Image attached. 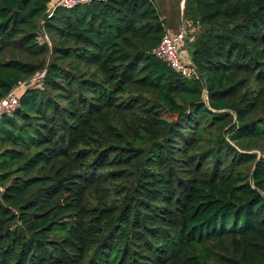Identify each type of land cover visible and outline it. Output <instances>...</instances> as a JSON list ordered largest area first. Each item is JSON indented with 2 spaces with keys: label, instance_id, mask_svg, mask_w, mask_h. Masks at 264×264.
Wrapping results in <instances>:
<instances>
[{
  "label": "trees",
  "instance_id": "16d2710c",
  "mask_svg": "<svg viewBox=\"0 0 264 264\" xmlns=\"http://www.w3.org/2000/svg\"><path fill=\"white\" fill-rule=\"evenodd\" d=\"M51 2L0 0V264H264V0H185L197 80L152 0Z\"/></svg>",
  "mask_w": 264,
  "mask_h": 264
},
{
  "label": "built area",
  "instance_id": "2783aa9c",
  "mask_svg": "<svg viewBox=\"0 0 264 264\" xmlns=\"http://www.w3.org/2000/svg\"><path fill=\"white\" fill-rule=\"evenodd\" d=\"M103 0H53L51 2L50 10L54 11L56 8L65 10L72 9L78 5L87 4L90 2H102ZM185 32H170L164 29V33L160 39L158 46L153 50V54L158 59L166 63L175 73L186 79L199 78L196 68L192 65L190 60H184L177 54V48L185 42ZM42 74L36 79L41 78ZM204 98L206 94H203ZM19 106L18 88L8 93L5 97L0 99V115H10Z\"/></svg>",
  "mask_w": 264,
  "mask_h": 264
},
{
  "label": "rangeland",
  "instance_id": "374dc122",
  "mask_svg": "<svg viewBox=\"0 0 264 264\" xmlns=\"http://www.w3.org/2000/svg\"><path fill=\"white\" fill-rule=\"evenodd\" d=\"M155 8L158 10L160 15H164L166 12L169 11V13L176 18L177 21V29H180L181 24L185 25L184 20L182 19L181 11L179 10V6H177V1L178 0H152ZM169 4V8L167 6H164L163 4ZM175 4V5H174ZM159 8V9H158ZM184 23V24H183ZM167 27L168 33H170L169 26L165 25ZM185 32V31H184ZM186 33V32H185ZM191 33V32H190ZM186 35V34H185ZM186 52V49L183 48V45L179 46L177 48V54L179 57H184V53ZM258 156H262L264 158V153L261 152H255Z\"/></svg>",
  "mask_w": 264,
  "mask_h": 264
},
{
  "label": "crops",
  "instance_id": "0c3cea01",
  "mask_svg": "<svg viewBox=\"0 0 264 264\" xmlns=\"http://www.w3.org/2000/svg\"><path fill=\"white\" fill-rule=\"evenodd\" d=\"M53 1V0H52ZM55 1V0H54ZM184 2L185 0H178L177 1V6H179V10L181 11V15H182V19H183V9H184ZM161 4H163V2H161ZM164 6H167L169 8V4H163ZM175 5V4H174ZM159 9V8H158ZM161 18L164 20V25L169 26L170 32H186V37L189 36L191 30H188L187 27L185 25L180 26V29H177V21L176 18L173 17L169 11L166 12L164 15H161ZM184 24V23H183ZM165 29H167V27L165 26ZM183 48L186 49L185 46V42L183 43ZM184 60H189V56H188V51L186 49V52L184 53V57H182Z\"/></svg>",
  "mask_w": 264,
  "mask_h": 264
}]
</instances>
